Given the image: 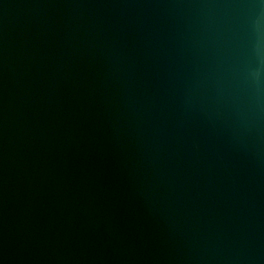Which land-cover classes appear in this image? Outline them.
<instances>
[{"label":"water","instance_id":"95a60500","mask_svg":"<svg viewBox=\"0 0 264 264\" xmlns=\"http://www.w3.org/2000/svg\"><path fill=\"white\" fill-rule=\"evenodd\" d=\"M0 264H264V0H0Z\"/></svg>","mask_w":264,"mask_h":264}]
</instances>
